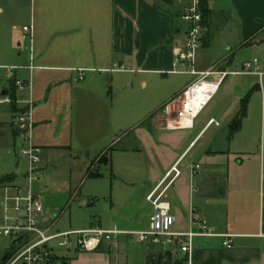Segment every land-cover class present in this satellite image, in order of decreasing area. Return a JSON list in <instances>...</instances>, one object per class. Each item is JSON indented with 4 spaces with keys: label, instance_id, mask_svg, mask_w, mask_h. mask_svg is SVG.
<instances>
[{
    "label": "crops",
    "instance_id": "0c3cea01",
    "mask_svg": "<svg viewBox=\"0 0 264 264\" xmlns=\"http://www.w3.org/2000/svg\"><path fill=\"white\" fill-rule=\"evenodd\" d=\"M192 2L0 0V84L10 85L3 91V100H10L5 103L11 105L15 121L21 113L30 112L33 127L23 139L40 148L52 168L60 160L69 159L66 162L73 170L82 165L83 172L88 173L92 168L88 155L101 148L98 160L106 157L104 164L111 170V177H118L127 189L118 190L121 210L131 208L127 224H115L119 231L132 234L149 229L154 210L147 197L181 160L182 175L166 196L176 218L174 231H189L195 211L216 233L234 236L230 248L224 246L226 239L221 237L195 238L189 264H264V144L260 143L257 154L246 151L254 141L246 132L249 113L232 138L229 130L242 100L250 94L246 95V80L241 95L228 105L221 103L222 99L214 100L227 76L190 129L169 130L163 108L148 109L141 119L147 120V127L137 119L126 127L133 131L137 148L114 149L120 137L115 132L109 100L108 84L115 82L112 75H130L134 70L124 68L132 66L142 68L137 70L142 73L178 74L176 54L184 48L188 32L183 16ZM209 9L196 70L216 67L235 72L247 62V46L254 49V56L255 49L264 47V0H209ZM16 26L22 30H16ZM26 27L30 28L27 34ZM239 58L243 60L240 63ZM254 59L264 70V59L255 56L248 61ZM10 70L13 79H9ZM231 76L257 77L259 83H251L247 90H258L256 94L261 96L264 78L254 74ZM193 77L166 100L177 97L196 79ZM17 81L22 85H16ZM12 84L16 107L9 95ZM211 120L219 126H208ZM75 174L77 178L79 174ZM13 176L16 179L12 185L0 188L4 193L1 206L6 187L25 191L26 187L19 186L18 176ZM43 189L46 192L49 185ZM64 190L71 191L67 184ZM45 214L46 219L54 215ZM101 226L100 221L91 225ZM71 251L76 254L65 252L61 264L81 263L80 252ZM108 251L113 253L112 244L88 254L105 261L109 258L102 253ZM170 252L173 258L187 256ZM161 254H165L163 246L149 256Z\"/></svg>",
    "mask_w": 264,
    "mask_h": 264
},
{
    "label": "rangeland",
    "instance_id": "374dc122",
    "mask_svg": "<svg viewBox=\"0 0 264 264\" xmlns=\"http://www.w3.org/2000/svg\"><path fill=\"white\" fill-rule=\"evenodd\" d=\"M16 30H22V27L16 26ZM254 49L246 47V61L258 57L264 59V47L262 49ZM237 59V62H242ZM125 70H134L130 75L120 74L112 75L115 79L114 84H108L111 95L109 100L112 102L114 109L115 132L117 133L119 143L116 150H124L131 147L137 148L134 144L135 137L133 131L127 130L132 121H140L143 127H147L146 121L141 120L144 113L148 109L163 108L169 103L166 100L170 95H174L180 87L194 79L193 76L178 73L171 74L168 72H137L136 66L125 67ZM178 71H187L188 68H177ZM215 71H220L217 68ZM246 80V95L250 93L248 113L249 121L246 123V132L251 135L254 140L250 148L246 151L257 154L260 150V143L264 144V89L257 95L258 90L248 92L247 87L251 83H259L257 77L252 76H228L220 92L214 98L215 101L222 99L221 103L231 104L235 97L240 96ZM147 83V86L144 84ZM9 83L0 84V101L5 99L3 91L9 89ZM171 101V100H170ZM163 109L161 111H163ZM156 110V111H157ZM11 105L9 103L0 102V177L7 175H17L20 181V187H27V182L23 176L27 172V159L22 154V149L26 146L25 140L19 137L21 132L19 128L18 118L15 121L12 118ZM142 121V122H141ZM141 125V124H139ZM224 128V125L222 126ZM121 129V130H120ZM129 129V128H128ZM98 148L91 151L88 155L90 166L92 167L88 173H84L82 165L75 171L66 161L60 160L58 166L47 164L46 158L41 155V172L39 179L34 183V193L41 196L42 203L48 216L64 211L63 216L57 224V228L61 231L82 230L91 227L92 224L100 221L104 230H112L117 222L126 225V217L130 216L131 208L123 207L117 203L118 190L123 192L127 189L123 187V183L114 175L111 177V170L108 169L99 156L101 151ZM109 157V156H108ZM102 161V162H101ZM128 167L130 164H127ZM258 166V165H257ZM127 167V168H128ZM256 169V167H255ZM259 170V168H258ZM79 174L76 178V174ZM92 173V174H91ZM114 174V173H113ZM75 176V177H74ZM48 184L49 189L45 192L43 186ZM67 184L71 191H65ZM25 195V192H19ZM16 194L11 191L10 195ZM4 193L0 190V214L3 210L1 202ZM68 203V204H67ZM86 204V205H84ZM62 213H60L61 215ZM46 217V214H45ZM162 243L166 242L165 238H161ZM13 239L0 238V261L6 253L14 251L12 245ZM113 253L110 251L102 253L107 254L108 260H98L86 252H80L81 263L97 262L99 264H147L148 256L161 250L162 244L140 243L137 239L130 240L128 236H120L119 239L112 242ZM76 254L74 251L66 253ZM173 253L181 255L180 251L173 250ZM74 256V255H73ZM87 256V257H86ZM76 258V257H75ZM180 258H173V264L179 263ZM4 264V263H3Z\"/></svg>",
    "mask_w": 264,
    "mask_h": 264
},
{
    "label": "built area",
    "instance_id": "2783aa9c",
    "mask_svg": "<svg viewBox=\"0 0 264 264\" xmlns=\"http://www.w3.org/2000/svg\"><path fill=\"white\" fill-rule=\"evenodd\" d=\"M183 20L188 25L187 39L184 48L176 54L175 68H188V70H176L175 72L187 73L195 76L196 79L164 107L162 113L166 115L165 126L169 130L192 128L195 119L215 97L222 81L227 76L254 74L261 79L264 78V70L258 59L243 63L235 72L215 71L216 67L198 72L196 64L203 41L199 0H193ZM29 31L30 28H24L26 34ZM9 79H13V70L9 72ZM16 85L21 86L22 83L17 81ZM1 102H10V100L6 99ZM30 116V112L26 111L18 117L22 138L32 130ZM211 125L219 126V123L211 120L208 126ZM25 142L26 146L22 149V154L26 157L28 164L25 195H21L17 188L6 187L4 189L6 198L0 214V238L7 237L14 240L23 235L26 238L20 244L14 245L12 253H7L11 255L4 264H61L62 256L67 251L97 252L105 245H111L122 235L131 236L140 243L162 244L164 248L168 246L170 250H178L189 258L193 252L195 238L221 237L226 239L224 246L227 248L233 244L234 236L216 233L195 211L191 214L189 231L179 233L174 231L176 218L172 215L171 205L166 196L170 187L182 175L181 160L171 168L147 197V201L154 210L147 231L131 234L116 228L104 230L99 227L61 231L57 228V224L64 211L46 219L41 196L34 193V183L39 179L42 150L33 146L27 138ZM197 169L199 166L193 168L192 172L195 173ZM11 191H15L16 194L10 195ZM161 238H165L166 242L162 243Z\"/></svg>",
    "mask_w": 264,
    "mask_h": 264
},
{
    "label": "trees",
    "instance_id": "16d2710c",
    "mask_svg": "<svg viewBox=\"0 0 264 264\" xmlns=\"http://www.w3.org/2000/svg\"><path fill=\"white\" fill-rule=\"evenodd\" d=\"M157 1H162V2H167V3L170 2V0H157ZM199 10L202 14V25H204L210 17L209 0H199ZM9 95H10L12 105L16 107L15 103L17 99H16L15 84L11 85V90L9 92ZM249 98H250V94L247 95L245 99L242 100L240 112L230 124V127H229L230 138H232L236 133H238L241 130L242 122L246 118L247 113H248ZM101 160L107 161L106 157H104ZM15 179L16 177L13 175L0 177V188L12 185ZM101 250L102 248L99 251ZM8 253H12V251ZM172 260H173L172 255L166 256L165 254H161L159 256H149L147 264H173ZM0 264H3V263L0 261ZM176 264H189V257L188 256L184 257L183 259H181L179 263H176Z\"/></svg>",
    "mask_w": 264,
    "mask_h": 264
},
{
    "label": "water",
    "instance_id": "95a60500",
    "mask_svg": "<svg viewBox=\"0 0 264 264\" xmlns=\"http://www.w3.org/2000/svg\"><path fill=\"white\" fill-rule=\"evenodd\" d=\"M26 238L25 235L17 238V239H14L13 242H12V245H16V244H20L24 239ZM165 255L166 256H170L171 255V252H170V248L168 246L165 247ZM8 257H9V254H5V256H3V258L1 259V262L2 263H5L7 260H8Z\"/></svg>",
    "mask_w": 264,
    "mask_h": 264
}]
</instances>
